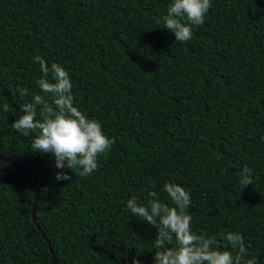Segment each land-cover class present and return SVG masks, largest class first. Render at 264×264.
<instances>
[{"label": "trees", "instance_id": "16d2710c", "mask_svg": "<svg viewBox=\"0 0 264 264\" xmlns=\"http://www.w3.org/2000/svg\"><path fill=\"white\" fill-rule=\"evenodd\" d=\"M171 2L0 0V264H53L45 237L57 264H153L156 230L126 202L151 188L171 205L166 182L190 192L194 232H239L264 264V0H211L186 43L161 22ZM36 55L68 71L74 106L115 138L86 177L56 180L51 154L11 126L42 94Z\"/></svg>", "mask_w": 264, "mask_h": 264}, {"label": "clouds", "instance_id": "9594fccd", "mask_svg": "<svg viewBox=\"0 0 264 264\" xmlns=\"http://www.w3.org/2000/svg\"><path fill=\"white\" fill-rule=\"evenodd\" d=\"M211 7V0H172L161 22L174 34L175 41L186 43L192 39L193 27L204 24ZM33 60L42 73L36 81L42 94H34L20 106L24 114L11 126L24 137L32 136L33 153L51 154L55 167L60 170L55 174L56 180H71L64 169L86 177L98 168V157L110 151L115 138L105 134L98 120L74 106L72 81L63 66L53 62L49 67L40 55ZM16 92L21 97L29 95L27 88L19 86ZM3 110L14 111L7 103ZM237 175L242 190L253 185V170L247 165ZM162 190L168 194L171 205L160 201L151 188L147 190L150 199L146 202H139L136 196L126 202V209L133 216L156 230L153 264H257L241 233H221L217 239L192 230L190 192L172 182L164 183ZM132 264H141V261L133 258Z\"/></svg>", "mask_w": 264, "mask_h": 264}, {"label": "water", "instance_id": "95a60500", "mask_svg": "<svg viewBox=\"0 0 264 264\" xmlns=\"http://www.w3.org/2000/svg\"><path fill=\"white\" fill-rule=\"evenodd\" d=\"M1 158H2L3 160L7 161L8 163L12 164L14 167H16L15 164H14L10 159H8L7 157H5V156H1ZM16 169H17L19 172H21V174L23 175V177H24L25 180H28V178H27V176H26V173H25L21 168L16 167ZM34 191H35V203H34V207H33L32 218H33V222H34L35 224H37L36 210H37V205H38V201H39V191H38L35 187H34ZM39 229H40V228H39ZM41 233L43 234V236H45V235H44V232H43L42 230H41ZM45 239H46V241H47V243H48V245H49V249H50V252H51V255H52V259H53V264H57V259H56V256H55V254H54V251L52 250V247H51V245H50V243H49V241L47 240L46 237H45Z\"/></svg>", "mask_w": 264, "mask_h": 264}]
</instances>
